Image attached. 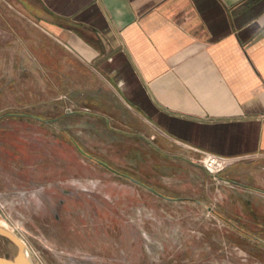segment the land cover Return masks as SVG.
I'll use <instances>...</instances> for the list:
<instances>
[{"label":"crops","instance_id":"obj_1","mask_svg":"<svg viewBox=\"0 0 264 264\" xmlns=\"http://www.w3.org/2000/svg\"><path fill=\"white\" fill-rule=\"evenodd\" d=\"M0 25L19 72L40 73L27 106L139 140L164 177L227 158L215 182L165 199L208 204L264 246V0H0Z\"/></svg>","mask_w":264,"mask_h":264},{"label":"rangeland","instance_id":"obj_2","mask_svg":"<svg viewBox=\"0 0 264 264\" xmlns=\"http://www.w3.org/2000/svg\"><path fill=\"white\" fill-rule=\"evenodd\" d=\"M7 38L0 25V226L25 242L35 264H264V246L233 232L208 204L167 201L83 156L59 128L165 196H179L184 184L195 188L207 173L215 182L202 162L199 173L164 177L160 156L103 125L95 133L73 116L43 119L41 105H26L40 100V73L19 72L23 60L12 58L16 43ZM79 127L84 133H75ZM18 254L0 236V255Z\"/></svg>","mask_w":264,"mask_h":264},{"label":"water","instance_id":"obj_3","mask_svg":"<svg viewBox=\"0 0 264 264\" xmlns=\"http://www.w3.org/2000/svg\"><path fill=\"white\" fill-rule=\"evenodd\" d=\"M77 148H78V151L83 156H85L86 158H88V159L90 158L92 160L97 161L102 166L111 169L112 171H114L115 173H117L119 175H124L125 177L129 178L131 181L135 182L136 184L138 183V184L142 185L147 190H150L151 192H154V193H156L159 196H162V197H164V198H166L168 200L169 199H173L170 196L169 197L164 196L162 193L158 192L154 188L152 189L151 187L147 186L146 184H144L140 180L135 179L134 177H132L130 175L117 172L115 169L111 168L106 162L97 159L96 157H94L90 153L88 154L80 145H77ZM0 236H2L4 238H6L7 240L11 241L12 243H14L17 246L18 253H19L18 257L14 258V259H8L7 257H4V256L0 255V264H35L33 262L32 258H31V256L28 254V250L26 248V245L24 244L23 241H21V239L19 237H17L14 233L12 234L9 230L5 229L2 226H0ZM262 242L264 243V241H262Z\"/></svg>","mask_w":264,"mask_h":264},{"label":"built area","instance_id":"obj_4","mask_svg":"<svg viewBox=\"0 0 264 264\" xmlns=\"http://www.w3.org/2000/svg\"><path fill=\"white\" fill-rule=\"evenodd\" d=\"M227 162V158L216 154H206L202 161L204 167L214 176L226 166Z\"/></svg>","mask_w":264,"mask_h":264},{"label":"bare ground","instance_id":"obj_5","mask_svg":"<svg viewBox=\"0 0 264 264\" xmlns=\"http://www.w3.org/2000/svg\"><path fill=\"white\" fill-rule=\"evenodd\" d=\"M1 223V222H0ZM6 225H4V228L6 229V227H5ZM3 227V226H2ZM9 230V229H8ZM22 241V240H21ZM25 243V242H24ZM26 245V244H25Z\"/></svg>","mask_w":264,"mask_h":264},{"label":"flooded vegetation","instance_id":"obj_6","mask_svg":"<svg viewBox=\"0 0 264 264\" xmlns=\"http://www.w3.org/2000/svg\"><path fill=\"white\" fill-rule=\"evenodd\" d=\"M123 174H125V173H123Z\"/></svg>","mask_w":264,"mask_h":264}]
</instances>
